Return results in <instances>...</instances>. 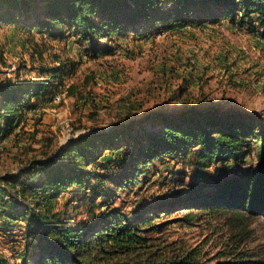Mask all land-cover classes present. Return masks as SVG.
Masks as SVG:
<instances>
[{
  "label": "trees",
  "instance_id": "16d2710c",
  "mask_svg": "<svg viewBox=\"0 0 264 264\" xmlns=\"http://www.w3.org/2000/svg\"><path fill=\"white\" fill-rule=\"evenodd\" d=\"M223 18L264 38V0H0V22L22 23L54 36L70 31L91 56L111 54L122 42L167 26ZM67 69L63 61L42 65L35 83L0 76L1 136L13 131L22 112L34 107L32 100L50 92V83ZM202 101L177 112L150 109L108 129L80 133L55 157L0 176V216L13 220L16 210L22 211L31 226L26 237L34 242V250L24 247L13 262L0 253V264H264V252L245 248L239 232L230 233L213 256L194 247L167 255L150 247L148 233L164 224L156 217L173 208L187 209L179 220L191 219L195 210L227 215L236 231L248 217L264 216V117L202 106ZM107 150L114 155L103 158L108 173L88 167ZM169 158H188L193 172L188 191L133 215L114 206L120 190L141 186L154 175L152 168ZM231 167L234 172L226 175ZM69 183L92 199L102 197L106 207L91 211L86 220L61 218L54 208Z\"/></svg>",
  "mask_w": 264,
  "mask_h": 264
},
{
  "label": "rangeland",
  "instance_id": "374dc122",
  "mask_svg": "<svg viewBox=\"0 0 264 264\" xmlns=\"http://www.w3.org/2000/svg\"><path fill=\"white\" fill-rule=\"evenodd\" d=\"M60 61L68 66L65 74L50 83V92L32 100L34 107L22 112L12 132L0 133V176L21 173L36 159L55 157L80 133L108 129L150 109L177 112L203 99L202 106L264 117V38L227 18L167 26L146 38H130L111 54L96 56L84 51L70 31L54 36L22 23L0 22L1 77L18 75L35 83L42 65ZM108 156L114 155L107 150L88 167L108 173L110 169L103 166ZM152 171L154 175L141 186L120 190L114 206L133 215L183 195L193 180L188 158H169ZM233 172L231 167L226 175ZM70 184L63 185L54 208L61 218L86 220L91 211L106 207L102 197L92 199ZM16 211L13 220L0 216V253L11 262L20 259L24 247L34 250L32 238L26 237L31 226L23 212ZM186 211L173 208L156 217L164 224L148 233L151 249L167 255L194 247L213 256L228 243L230 233L239 232L245 248L264 252L263 215L248 217L236 231L227 215L195 210L191 219L179 220Z\"/></svg>",
  "mask_w": 264,
  "mask_h": 264
},
{
  "label": "water",
  "instance_id": "95a60500",
  "mask_svg": "<svg viewBox=\"0 0 264 264\" xmlns=\"http://www.w3.org/2000/svg\"><path fill=\"white\" fill-rule=\"evenodd\" d=\"M230 112H233V111H230Z\"/></svg>",
  "mask_w": 264,
  "mask_h": 264
}]
</instances>
